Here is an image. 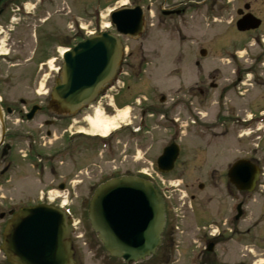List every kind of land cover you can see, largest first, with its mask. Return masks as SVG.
<instances>
[{
    "label": "flooded vegetation",
    "instance_id": "flooded-vegetation-1",
    "mask_svg": "<svg viewBox=\"0 0 264 264\" xmlns=\"http://www.w3.org/2000/svg\"><path fill=\"white\" fill-rule=\"evenodd\" d=\"M113 5L118 6L111 9L110 14L124 8L140 11L142 32L137 40H129L141 42L140 51L136 52L141 63L138 73L127 65L128 59L135 54L127 51L117 79L104 85L92 103L73 114H67L55 107L53 96L55 88L64 81V53L81 42L85 34H98L102 24L101 8ZM88 10L89 25L84 27L83 11ZM247 18H250L252 28L242 31V24ZM107 20L111 22L109 14ZM194 23L206 26L218 23L231 28V33L234 34L233 52L227 54H233L231 62L234 65L235 93L238 99H244L247 92L252 93L255 114L232 116L221 95L215 103L217 112L213 119L199 122V118L198 121H191L187 125L192 129L190 135L193 138L211 141L203 150L200 145H193L188 150L180 147L175 169L179 167V162H183L185 156L196 154V158L191 161L200 162L201 151L205 157L208 155L209 159L212 156H218L216 159H220L223 157L226 135L229 134L228 141L233 140L229 144L231 146L233 143L232 150L237 154L247 150L244 159L249 160L260 171L256 190L262 192L264 0H0V264L18 263L20 259L23 263H65L66 254L61 258L59 247L56 245L32 250L29 258L20 257L12 248L13 263L9 262L3 251L4 234L10 222L23 208L40 205H52L57 209L68 206V215L63 212L62 216L64 219L66 217L70 224L71 232L62 245L69 244L70 264L86 263L82 253L83 244L86 242L94 249L103 248L94 233L91 237L85 229L86 233L81 239L73 228V222L80 218L79 210L85 209V205L91 201L90 193L103 183H94V179L92 181L86 171L87 177L83 175L86 168L84 162H87L90 154L96 153L98 142H105L108 147L107 154L118 157L127 152L129 137L138 139L135 144L138 141L144 142L147 134L157 128L155 121L157 122L163 113L160 106L169 105L170 109L165 114L168 117L170 113L172 121H176L174 118L177 114V103H172V98L168 101L165 95L156 98V89L136 81H141L138 76L146 72L149 65L145 64V58L157 56L156 51L150 50L151 45L162 38L175 40L178 31L182 35L181 27L189 29ZM222 36L226 45V33ZM224 49L225 47L223 52ZM119 79L123 82L116 84ZM191 91L193 90L189 92ZM198 92L202 98L208 96L205 89H198ZM126 107L131 108V112L135 113L133 119L138 121L118 125L107 139L102 141L101 134L93 130L90 120L99 113L104 122L119 124ZM197 114L202 113L197 111ZM203 118L205 117L202 115ZM247 130L250 131V138L248 142H243L246 140L244 134ZM173 143L174 141H171L169 145ZM211 144L214 147L211 148ZM239 160L242 158L227 165L223 179L229 180L228 171ZM204 161L203 157L202 162ZM188 164L189 160H185L184 166L188 167ZM216 172L215 169L213 175ZM213 175L211 173L210 178L213 184H216L217 180ZM205 178L208 179V176ZM88 179L92 182H87ZM190 198L191 201L196 200L194 194L190 195ZM244 221L243 217H234L233 222L231 221L234 229H229L237 234V240L234 241H257L254 237L257 231H252L254 225L242 232L241 228L237 227ZM17 224L20 227L25 223L21 221ZM54 224L59 223L55 221ZM227 224L221 222L223 226ZM239 235L243 237L239 238ZM225 236L226 234L220 231L217 235L208 232L201 241L207 251L211 245L215 251L225 242L233 241L231 235L228 239ZM52 240L57 241L55 237H52ZM96 261L98 264L123 263L119 260Z\"/></svg>",
    "mask_w": 264,
    "mask_h": 264
},
{
    "label": "rangeland",
    "instance_id": "rangeland-1",
    "mask_svg": "<svg viewBox=\"0 0 264 264\" xmlns=\"http://www.w3.org/2000/svg\"><path fill=\"white\" fill-rule=\"evenodd\" d=\"M38 3L40 4V2ZM116 6L118 5L101 8L102 27L109 24L107 16L111 9ZM88 14L89 10L83 11L82 26L84 27L89 25ZM89 30L91 29L89 28ZM181 30L182 35L178 31L175 40L162 38L161 41L151 45L150 50L156 51L157 56L150 58L146 56L144 62L146 65L149 64L147 70L138 76L141 81H136V83L146 84V87L156 89L157 91L154 93L157 95L156 98L159 95H165L168 101L172 98V103L178 105L177 114L174 118L176 121H172L170 113L168 117L165 114L170 109L169 105L160 106L163 113L159 120L155 121L157 128L147 134L144 142L139 143L138 141L135 144L138 139L133 140L129 137L128 150L126 149L127 152L121 157L107 154V144L98 142L97 147H95L96 153L90 154L87 157V162H84L86 168L83 175L85 176L86 171L89 177H92V181L94 179V183H101L117 176H136L139 171L148 172L152 174L153 181L166 195L167 224L165 231L170 235L169 239L173 240V245L171 246L169 243L168 246L171 248L167 253L165 249H159L154 257L144 263L137 264H264V243L257 242L264 241V187L261 188L263 189L262 192L255 189L251 194H237L238 191L230 185L229 180L223 179L222 176L226 172L227 165L235 159L246 158L247 154V150H243L241 154L232 150L233 143L231 146L229 144L233 140L228 141L229 134L226 135L225 149L222 150L224 153L220 159H216L218 156L216 158L212 156L209 159V156L205 157L201 151L200 162H202L203 157L205 158L202 163L191 161L196 158L195 154L194 156L183 157V162H179V167L170 174L163 175L158 170L157 159L161 156L164 147L168 146L171 141H175L185 150L190 149L193 145H197V147L200 145V149L203 150V147L211 141V139L204 141L193 138L190 135L192 129L188 128L187 125L191 121H198L199 118H201L199 122L213 119L217 112L215 103L221 95H223L225 107L229 109L232 116L244 117L249 113L255 114L252 93L247 92L244 99H238L235 91H233L235 89L233 85L234 65L231 62L233 54H227L233 52L234 34L231 33V28L227 25L221 26L218 23L209 26L194 23L191 28L181 27ZM224 32L226 33V45L222 39ZM140 43V41L124 40L126 49L135 53L132 58L128 59L127 64L135 73H138L141 64L136 54L140 51ZM224 47L225 51L223 52ZM202 49L207 51L205 58L200 56ZM211 85H217V89L212 88ZM198 89H205L208 96L202 98ZM190 90L193 91L189 92ZM126 111L128 117L123 119ZM197 111L202 114H197ZM130 112L131 108L128 107L121 114L120 120L123 123L138 121L133 119L135 113ZM202 115L205 118L202 119ZM175 125L182 126V133L178 135V139L174 138L173 130L176 128L173 126ZM85 147L87 148V146ZM85 147L83 148L85 149ZM210 147L212 148L214 145L211 144ZM211 154L213 155L212 151ZM113 159L117 161L113 162ZM185 160H189L188 167L184 166ZM215 169L217 172L213 175ZM211 173L213 178L217 180L216 184H213L210 178ZM206 176L208 179L205 178ZM92 181L87 180V182ZM201 184L204 185V189L198 187ZM84 186L85 184L82 187ZM92 194L93 192L90 193L91 196ZM193 194L196 196L195 201H191L190 198V195ZM239 204L242 205L244 213L242 217L245 221L236 226L241 228L242 232L254 225L252 231H257L256 235H253L257 241H234L237 240V234L235 235V232H231L230 229H234L231 223L237 215L236 208ZM85 206V210L83 208L79 210L80 218H78L82 221L83 229L81 231L86 233L85 229H87V233L92 237L93 232L88 221L89 203ZM221 222L228 224L223 226ZM216 228L219 229L220 233L226 234V239L231 235L233 241L225 242L213 253H207L204 251L205 246L201 239L206 233L216 231ZM241 237L243 235H239V238ZM82 253L86 262L84 264H98L96 260L99 259L113 260L103 248L94 249L88 244L83 248ZM165 254L168 256L163 257ZM113 262L116 261L113 260Z\"/></svg>",
    "mask_w": 264,
    "mask_h": 264
},
{
    "label": "water",
    "instance_id": "water-1",
    "mask_svg": "<svg viewBox=\"0 0 264 264\" xmlns=\"http://www.w3.org/2000/svg\"><path fill=\"white\" fill-rule=\"evenodd\" d=\"M111 22L122 36L137 38L142 30L139 9L117 11L111 15ZM250 24V18H247L242 31L252 28ZM201 55L205 56L206 52L202 51ZM122 57L121 41L111 32L92 36L78 44L65 55L64 81L55 88L53 95L55 107L73 114L91 103L101 87L113 79ZM178 154L177 145L165 149L158 160L160 172H171ZM258 177L259 170L245 160L237 162L229 171L230 182L239 191L252 192ZM62 213V210L51 206L21 210L4 234L3 251L9 262L13 263L12 248L20 257L29 258L32 250L56 245L61 258L66 254L65 263L60 264H70L69 244H62L71 228ZM21 221L25 224L18 227L17 223ZM55 221L59 224L55 225ZM89 221L111 257L125 263H137L155 255L161 245L166 226L165 202L151 182L124 176L102 184L95 191L90 203ZM13 264L41 263H23L20 259Z\"/></svg>",
    "mask_w": 264,
    "mask_h": 264
},
{
    "label": "bare ground",
    "instance_id": "bare-ground-1",
    "mask_svg": "<svg viewBox=\"0 0 264 264\" xmlns=\"http://www.w3.org/2000/svg\"><path fill=\"white\" fill-rule=\"evenodd\" d=\"M106 28H109V25L106 26ZM127 117L128 113L126 111L123 115V119ZM90 123L92 125L93 130L99 132L102 137H107L110 132H112L117 126L115 123L109 124V122H104L99 113L97 114V116L90 120Z\"/></svg>",
    "mask_w": 264,
    "mask_h": 264
},
{
    "label": "trees",
    "instance_id": "trees-1",
    "mask_svg": "<svg viewBox=\"0 0 264 264\" xmlns=\"http://www.w3.org/2000/svg\"><path fill=\"white\" fill-rule=\"evenodd\" d=\"M168 248H169V247H166V249H165V252H166V253L168 252V251H167V250H168Z\"/></svg>",
    "mask_w": 264,
    "mask_h": 264
}]
</instances>
